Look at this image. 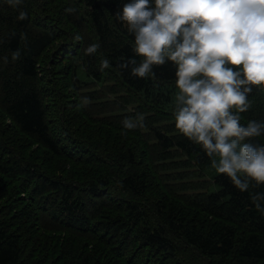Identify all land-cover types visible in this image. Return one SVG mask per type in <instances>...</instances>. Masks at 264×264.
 <instances>
[{
  "label": "trees",
  "instance_id": "1",
  "mask_svg": "<svg viewBox=\"0 0 264 264\" xmlns=\"http://www.w3.org/2000/svg\"><path fill=\"white\" fill-rule=\"evenodd\" d=\"M126 2L22 0L15 4L0 0V113L9 121L4 124L0 119V264H264V211L256 207L259 203L264 208V200H253L264 195V184L243 173L239 175L248 180L247 191L241 192L226 174L214 172L210 192L175 197L171 203L147 192L148 177L140 170L144 158L137 156L135 161L131 147L99 156L98 148L110 151L98 144L106 143L100 129L84 137L91 140L94 136L97 143L92 146L98 155L93 159L88 156L92 149L86 150L74 162L64 164L62 174H47L28 155L25 141L54 158L63 157L66 148L56 140L51 124L63 125V120L73 122L72 118L63 119L65 108L61 107V119L54 120L44 90L30 85L42 76L39 62L61 41L70 56L66 59L71 64L68 83L74 91H84V99L90 98L80 110L87 120L77 122L82 136L87 124L109 127L133 133L140 140L152 138L153 145L146 144L156 146L160 155H170V161L180 154L201 171L213 166L217 155L207 154L200 144L175 135L180 131L159 121V115L177 109L169 89L176 85L175 66L171 62L154 65L155 74L143 78L131 74L143 58L134 53V37L115 15ZM21 11L27 14L23 20L18 18ZM61 13L63 23L55 18ZM92 45L98 46L96 51L86 53ZM90 84L98 90L93 92ZM253 89L248 95L250 104L262 88ZM113 90L127 94V103L124 98L120 106L134 107L130 117L124 115L125 110L112 111L102 102ZM143 107L151 112L141 121L137 109ZM260 110L254 119L264 122V104ZM93 114H98L97 119L93 120ZM125 120L136 127L125 128ZM12 129L16 137L8 136ZM263 136L247 139L259 145L264 144ZM74 163L100 165L103 170L91 169L93 177L83 184L76 176L68 177ZM20 191L31 193L30 207L18 209ZM187 212L195 216L188 218ZM97 217L99 224L94 228ZM97 235H104L102 241Z\"/></svg>",
  "mask_w": 264,
  "mask_h": 264
},
{
  "label": "clouds",
  "instance_id": "2",
  "mask_svg": "<svg viewBox=\"0 0 264 264\" xmlns=\"http://www.w3.org/2000/svg\"><path fill=\"white\" fill-rule=\"evenodd\" d=\"M115 15L143 58L132 75H154L153 66L166 62L175 66L177 101L183 105L174 112L175 127L217 155L216 171L241 192L249 188L241 173L264 184V144L241 143L264 135V122L249 120L245 126L239 115L249 107L253 86L264 88V0H127ZM26 16L21 11L18 18ZM102 66L108 67L107 60ZM135 127L125 120V128ZM256 207L264 211L259 203Z\"/></svg>",
  "mask_w": 264,
  "mask_h": 264
},
{
  "label": "rangeland",
  "instance_id": "3",
  "mask_svg": "<svg viewBox=\"0 0 264 264\" xmlns=\"http://www.w3.org/2000/svg\"><path fill=\"white\" fill-rule=\"evenodd\" d=\"M55 18H57L58 22L63 23L62 13L61 16L57 14V17ZM60 42L54 44V46L48 50V53H46L45 57L39 62L41 66L40 70L42 72L41 74L42 76L40 77V79L37 82L30 83V85L39 87L44 90L42 92L43 93L42 95L43 96L45 95L44 101L49 105V108H51V114L53 115L54 120L61 119L62 116L61 107L65 108L63 110L64 112L63 119L65 117L68 118L71 117L73 120V122L70 121V119L63 120L64 122L63 121L62 122L65 125L64 124L60 125V123L51 124L53 134L56 137V140L58 141L59 144L66 147L64 150L65 154L63 151V157L54 158L51 154L46 153L44 150H40V148H37L36 146H32L31 142L28 143V141H25V146H27L26 148L28 155L31 157L32 154V159L38 163V165L42 168V170H44V172H46L47 174H51V173L62 174V166L64 164L70 163L69 160H72L74 162L75 159L80 157L82 154H85L86 150L92 149L91 153L88 156L94 159V155L101 154L99 156H102L111 152L112 153L124 152L129 150V148L131 147V151H134L136 153L135 157L133 158L135 161L137 156H141L142 158H144L143 165L142 167H140V170L143 169L146 172L148 177L147 187H146L147 192L150 195H154L155 198L162 199V201L173 203L172 198L175 199V197L177 198L199 197L207 194L213 189L211 178H212V174L214 172H217L214 166H212L208 170V172L207 170L201 171L198 167L194 166L192 163L190 162L187 163L184 157H182L180 154L176 156L178 159H176L175 161H170L169 160L170 155L167 156H163V154L160 155L159 151H157L156 146L150 147L146 144L149 143V145H153V140L150 137H146V138L144 137L143 139L140 140L138 139L137 135L133 133H121V132L118 133L116 131L111 130V128L109 127H101L98 125L90 126L88 124H87V129L83 130L86 133V135L82 136L79 129H77L78 127L77 122L80 124L81 121L87 120L80 110L83 108L82 106L83 103L86 100H89L90 98L84 99V94H85L84 91L77 90L76 92L71 88L70 83H68V75H69V70L71 69V64L66 59L70 56L67 53L68 51L64 49V45H61ZM107 83H112V82H107ZM90 88L94 92L95 90H98L99 87L90 84ZM169 89L173 90L171 92V98L175 107L183 106L182 102L178 104L177 101V96L179 95L178 87L176 85H173V88H169ZM114 90H117V88H115ZM114 90L112 92L113 94L108 95L106 98H103L102 102L108 104L107 106L113 109L112 111L116 109L125 110L124 115L126 117H130L134 113L135 110L134 107L131 105H126L125 107L120 106L127 94L125 92H114ZM74 92H76L80 98H76ZM127 100L128 99L126 97L125 98L126 103ZM263 104H264V88L261 89L258 95V99L255 101V103L254 104L249 103V107L247 111L243 113H239L240 123L246 126L249 120H255L254 117L256 116V114L260 113L261 111L260 109L263 107ZM123 110H120L119 112H122ZM137 111L139 113V116L143 118L148 117L151 112L146 107L145 108L143 107L141 109L138 108ZM169 112L170 113H162L161 115H159V121L160 122L165 121L164 126H166L167 128L178 130L175 127L174 113L171 110ZM96 115L98 114H93V120L97 119ZM140 117H138L139 120ZM0 119L1 121H3L4 124H8L9 122L2 113H0ZM56 128H58V130L60 131L57 132L55 130ZM98 129H100L103 132V134H105V137L103 136V140L106 139L105 140L106 143H98V144L106 145L110 149V151L108 152H101V150L98 148L97 149L98 154H97L96 150L92 146V144L97 143V140L94 138V136L91 137V140L84 138L87 137L89 133L96 131ZM14 131L15 130L12 129V131L8 133V136L13 135V137L14 136L16 137ZM63 131L65 133H63ZM174 134L180 135L182 133L180 132ZM252 138L256 139V137H252ZM108 140L113 141L114 147L111 145L112 142L111 141L109 142ZM244 142L250 143L247 138L245 141L241 143ZM145 146H147L148 152L145 149ZM66 149H70V151ZM72 150H74V152ZM218 160L219 157H217L215 161L218 162ZM72 165H73L72 169L68 171V177L71 178L73 176H76V178L80 179L83 182V184L85 180L89 179V177H93L92 176L93 169L102 168L100 165L98 167V165L95 166L94 164H89L88 166H86L83 165L82 163L79 164L74 163ZM178 166H182V167L179 168ZM151 167L153 169H151ZM102 170L103 168L101 169V171ZM98 174L99 172L94 173V176H97ZM174 178H176V180H173ZM165 187L175 189L174 193L173 192L171 194L168 193L167 190H165ZM31 196L32 195L29 192L20 191L18 196V200H20L17 205L19 206L18 209H22L23 207L24 208L30 207ZM193 204H195V202L189 201L190 206H194ZM180 208L181 210L183 209L182 207ZM27 211L32 212V210H27ZM185 214L188 216V218H193L195 216L193 212H187ZM99 220L100 218L98 217L93 220L92 224L94 228H96L97 224H99L98 223ZM32 224L34 227L36 226L37 223L35 220H33ZM36 229L37 232L41 234L42 229L41 228L39 229L38 225ZM33 230H35V228H33ZM103 236L104 235H97V240L99 242L102 241V238H104ZM104 241H107V239L105 238Z\"/></svg>",
  "mask_w": 264,
  "mask_h": 264
}]
</instances>
